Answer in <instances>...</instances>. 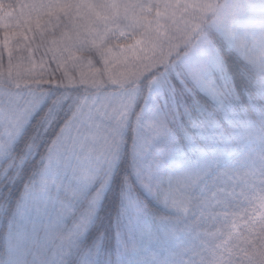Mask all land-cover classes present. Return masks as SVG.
I'll return each mask as SVG.
<instances>
[{"label": "snow or ice", "instance_id": "obj_1", "mask_svg": "<svg viewBox=\"0 0 264 264\" xmlns=\"http://www.w3.org/2000/svg\"><path fill=\"white\" fill-rule=\"evenodd\" d=\"M0 264H264V0H0Z\"/></svg>", "mask_w": 264, "mask_h": 264}]
</instances>
